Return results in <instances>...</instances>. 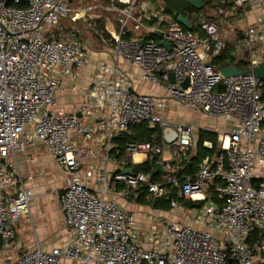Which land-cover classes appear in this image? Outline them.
<instances>
[{"label": "built area", "instance_id": "2783aa9c", "mask_svg": "<svg viewBox=\"0 0 264 264\" xmlns=\"http://www.w3.org/2000/svg\"><path fill=\"white\" fill-rule=\"evenodd\" d=\"M203 2L198 14L183 16L187 29L165 0H0V258L10 253L0 264H264V184L252 182L254 170L264 168V93L252 71L264 62V0ZM103 16L110 27L101 41L111 46L114 60L94 65L76 111L59 109L58 92L88 64V34ZM227 50L250 71L224 76L213 62ZM119 60L138 66L142 79L167 97L134 92ZM169 100L233 120L218 133V154L182 181L178 163L197 138L193 124L161 115ZM101 107L106 112L96 121ZM140 123L157 127L159 142L129 141L126 157L116 159L112 136ZM36 144L67 180L58 199L68 241L49 249L36 242L15 256L14 224L33 197L19 154ZM170 150L173 156L159 160L166 171L159 179L148 171L126 172L137 164L135 155L155 161ZM119 185L166 197L172 211H187L195 224L164 219L141 237L135 211L109 197ZM185 200L204 204L195 210Z\"/></svg>", "mask_w": 264, "mask_h": 264}, {"label": "crops", "instance_id": "0c3cea01", "mask_svg": "<svg viewBox=\"0 0 264 264\" xmlns=\"http://www.w3.org/2000/svg\"><path fill=\"white\" fill-rule=\"evenodd\" d=\"M202 8L203 6L197 10H199L200 12ZM259 12V10H255L252 16L255 13ZM198 13H194L192 14V16ZM104 15H108V18L110 19L113 17V15L111 14ZM94 25V29L90 30L88 34V37L91 39V48L93 52H89L90 57L88 64L79 70L78 77L74 80H69L65 82L64 88H62V90L58 92L59 109H63L65 111H76L81 101L85 98L86 89L89 87L91 77L93 76L94 65L102 59L107 61L114 60V57H111L112 54L110 55L111 46L101 41L102 38H109V34L106 32L107 27H110L108 20L105 18V16H103L102 18L97 20ZM97 26H100L101 28L99 29ZM113 26L116 30H118V26L115 21H113ZM101 45L102 47H100ZM225 52H229V54L227 57H223V59L220 61V64L226 63L228 66V64L230 63L235 64V62H244L241 59H237L235 57L233 58L232 54L230 53V50H227ZM118 63L122 67V69H124L130 74L132 84L131 89L134 92L156 97H167V94L162 87L152 85L142 79L141 69L138 66L130 65L122 60H119ZM213 63L215 65H219L216 60H214ZM71 87H74L75 90L71 91ZM98 112V118L96 119V121L102 119V116L106 112L105 107H101ZM173 113H175L177 116H182V121L184 122L191 121L188 123H191L195 126L194 134L197 138V143L199 139L198 133L200 130L211 131L216 133V136H218V133L221 132L220 130L230 129L233 125V120L230 118L210 117L199 112H194L191 109H184L182 107H179L175 104L174 101L169 100L168 107L161 112V115L174 121V117H171ZM189 118L191 120H189ZM140 124H142L147 129L153 130L151 139L152 141L150 142L158 143L160 138L159 129L157 127L149 128V126L144 123ZM131 127H129L127 131L121 134L113 135L111 138L112 143L115 145L111 153L118 160L126 157V153L124 151L125 143L129 141H148L139 140L138 138H136V131H133ZM261 131L264 134V123L262 124ZM97 137L103 139L104 135L102 133H97ZM74 140L76 142H80V139H78L77 137H74ZM205 141L210 142L212 144L211 141ZM87 143L91 145L89 142ZM97 144H95V147H100L101 144H99V142H97ZM196 147L197 146H195L194 150L189 154H185V156L182 157L181 162L178 163V177L179 175H181L185 178L187 176L193 175L197 171L199 164L205 157H213L214 154L206 155L200 162L197 163V165H194V168H192V157L194 156V151L196 150ZM173 152H175V150H170V153ZM216 152L217 148L214 153ZM170 153L166 152L163 154V156L157 158V160L155 159L153 170L148 171L153 174V177L155 179H159L161 176L164 175V173H166L160 161H166V159H168L170 155H174V153ZM141 157V155H135V159L138 160L137 164L131 165V167L127 168L126 171L128 169H134L135 171H144L143 169L139 168L140 165L146 163L144 161H139ZM30 158L34 159L33 163L29 161ZM19 163L20 172L22 174L23 180L25 181V184L27 186L32 188L33 197L29 201L28 213L21 215L19 221L14 224V228L16 230V240L14 243V249L11 254L15 256L24 253L26 250L31 248L36 242L39 243L41 248L49 249L50 247L60 246L68 241V236L65 230L63 229L62 212L58 199V192L67 183L66 177L63 174L61 168L55 162L54 158L40 144L27 147V149L23 153H20ZM148 163H151V160H149ZM156 163L161 164V169L163 173L158 172L156 170ZM115 166L116 165L110 164V167ZM188 167L192 168V172L189 171ZM153 172L158 173V176H155ZM252 182L255 185L264 184V168H256L254 170ZM109 197L117 199L125 209L135 211L136 229L139 232L140 236L143 238L145 235L148 234V232L153 228V226L160 224L161 221H163L164 219H180L190 224H195L193 220L187 217V211H185L183 214L172 211L169 205V199L164 196L157 198L166 199L169 205L168 209L153 208L150 203L141 200H149L150 198H155L147 196L145 193L143 194L142 191L137 193L132 192L128 190L124 185H119L115 189L114 193H110ZM9 254L10 253H6L3 258H0V262L4 258L5 261H7L10 257L8 256ZM62 264L81 263L65 261Z\"/></svg>", "mask_w": 264, "mask_h": 264}, {"label": "trees", "instance_id": "16d2710c", "mask_svg": "<svg viewBox=\"0 0 264 264\" xmlns=\"http://www.w3.org/2000/svg\"><path fill=\"white\" fill-rule=\"evenodd\" d=\"M165 7L166 10L169 12H177L178 14H182L184 16H186L187 18L190 17V15L194 14V13H198L199 10L195 9L194 7H192L187 0H165ZM204 8H202L201 10H203ZM99 29L101 28L100 26H97ZM229 54V52H223L220 54V56H218V58H216V62L219 63V65L217 66L218 69L220 68H224L227 66L226 63H222L220 64V61L223 59V57H227ZM237 67H241V69L246 68L245 63H239V62H235ZM262 89H263V93H264V81H262ZM264 98V96H263ZM133 129V131H136V138H138L139 140H148V141H152V129H147L146 127H144L142 124H138V125H134L131 127ZM155 131V130H154ZM198 143H197V147L196 150L194 151V156L192 157V168H194V165H197L198 162H200L206 155H212L214 154L216 148H217V136L216 133L211 132V131H205V130H200L198 133ZM208 140L212 142V148H207L203 145V141ZM149 160L146 163H143L142 165L139 166L140 169H143L144 171H149V170H153L154 167V161L152 160L151 163H148ZM191 167V166H189ZM188 167V168H189ZM192 168H189V171L192 172ZM187 171V172H189ZM155 176H158V173L153 172ZM184 177H182L181 175H179V179L182 181ZM144 194V192H142ZM141 201H146L148 203H150L153 208H164V209H168L169 205H168V201L164 198H155V199H145V200H141Z\"/></svg>", "mask_w": 264, "mask_h": 264}, {"label": "water", "instance_id": "95a60500", "mask_svg": "<svg viewBox=\"0 0 264 264\" xmlns=\"http://www.w3.org/2000/svg\"><path fill=\"white\" fill-rule=\"evenodd\" d=\"M187 1H188V3H189L192 7L196 8V9H200V8L203 6V4H204L203 0H187ZM177 20H178L182 25H184L187 29H191V25L189 24V22L187 21V19L184 18L181 14L178 15ZM157 35H159V34L157 33ZM160 44L166 46L167 48L170 47L169 43H166V42H163V41H161ZM249 71H250V70H247V69H240V68H238L236 65H233V66H231V67L220 68V72H221L224 76H230V75H233V74H239V73H247V72H249ZM252 71H253L254 75H255L257 78H259L261 81H264V62H262L260 65H258V66H256V67H254ZM170 81H171V83L174 82V79H173V76H172V75H171V79H170ZM182 86H183L184 88H186V87L188 86V79H187V78H185L184 82L182 83ZM38 118H39V116L37 117V119H38ZM217 154H218V151H217ZM156 170H157L158 172H162V173H163V171H162V169H161V164H160V163H156ZM126 172H127V173H132L133 170H132V169H128ZM164 174H165V173H164ZM183 205H184L185 207H187V208H191V207L195 206L196 204L193 203V202H191V200H185V201L183 202Z\"/></svg>", "mask_w": 264, "mask_h": 264}, {"label": "rangeland", "instance_id": "374dc122", "mask_svg": "<svg viewBox=\"0 0 264 264\" xmlns=\"http://www.w3.org/2000/svg\"><path fill=\"white\" fill-rule=\"evenodd\" d=\"M100 47H102V45L100 46ZM171 117L174 119V121H177V122H183L182 120H183V118H182V116H177L175 113H173L172 115H171ZM189 120H191L190 118H189ZM188 122H191V121H188ZM197 126H199V125H197ZM202 204H204V203H198L195 207H194V209L195 210H200V208L203 206Z\"/></svg>", "mask_w": 264, "mask_h": 264}]
</instances>
